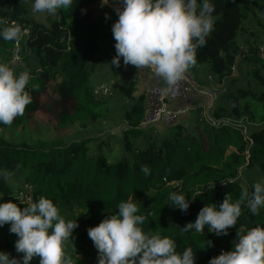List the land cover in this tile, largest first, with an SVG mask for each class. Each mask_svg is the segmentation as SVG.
<instances>
[{
    "label": "trees",
    "instance_id": "16d2710c",
    "mask_svg": "<svg viewBox=\"0 0 264 264\" xmlns=\"http://www.w3.org/2000/svg\"><path fill=\"white\" fill-rule=\"evenodd\" d=\"M100 1L74 0L73 8L60 10L48 23H41L26 16L27 10L19 0H0V15L22 30L28 29L19 38L27 62L11 66L8 48L14 41L0 39V63L17 75L29 73L26 91L32 97L24 114L15 117L11 125L0 124V132L30 123L40 110L53 118L48 121L57 130L74 123L84 128L102 116L105 102L94 94L89 81V65L108 37L107 17L97 11ZM212 2L213 31L205 45L196 49V63L188 72L204 83L199 76L201 65L207 64L208 74L223 83L224 91L211 112L219 120L217 124H211L197 108L190 112L192 120L185 122L184 118L163 127L167 134L161 140L148 141L147 136L145 147H134L130 139L142 129L139 122L144 113V93L133 94L121 87L120 93L127 100L122 113L123 146L130 157L109 162L104 155L89 156L83 141L66 145L60 139L14 141L0 133V170L29 184L34 201L41 196L48 198L66 221L76 219L78 227L69 239L74 253L82 256L81 264L98 262L87 229L116 214L117 205L129 197L137 203L138 214L146 217L142 229L173 239L177 252L191 247L195 264H208L220 254V247L231 250L238 239L237 230L264 227V207L253 215L242 204L237 224L227 235L217 236L207 227L203 233L182 231L205 204L218 205L226 194L235 202L243 189L251 193L258 176L264 181V60L258 54L264 42V0ZM29 57L33 59L28 61ZM119 67L115 66L114 75ZM235 69L245 73L247 86L236 85ZM55 71L59 73L56 83ZM142 166L149 168L148 176L141 172ZM8 178H0V194L7 196L3 201L11 200L22 208L20 199L12 196ZM227 179L233 183L221 182ZM213 183L210 190L208 185ZM173 192L189 198L186 212L170 204L168 197ZM197 192L202 194L196 196ZM9 227H0V251L19 257L22 254L14 246L17 236L9 232ZM30 264H39V258H33Z\"/></svg>",
    "mask_w": 264,
    "mask_h": 264
},
{
    "label": "clouds",
    "instance_id": "9594fccd",
    "mask_svg": "<svg viewBox=\"0 0 264 264\" xmlns=\"http://www.w3.org/2000/svg\"><path fill=\"white\" fill-rule=\"evenodd\" d=\"M25 3L28 0H24ZM117 20L112 25L115 56L111 64L132 65L137 70H149L162 81L167 94L196 63V49L206 43L213 31L215 6L212 0H120ZM107 4L108 0H101ZM74 0H31L34 13L54 15L60 10L73 8ZM25 33L20 25L10 23L0 15V39L18 40ZM30 79L27 71L18 75L6 64L0 63V124L11 125L14 118L22 116L32 102L26 91ZM145 176L147 166L141 167ZM9 173L0 170V178L7 180ZM223 184L233 183L231 179ZM211 190L214 183L208 185ZM202 192H197L200 196ZM16 197V196H15ZM18 200L19 198L16 197ZM195 198V197H193ZM170 204L187 211L190 200L184 194L170 193ZM23 207L0 194V227L8 224L9 232L17 236L15 251L11 256L0 251V264H30L39 258V264H72L65 255L64 243L78 227L75 219L65 220L52 200L41 196L33 201H20ZM244 204L253 215L264 207V181L253 184L251 193L243 189L237 201L225 195L222 202L205 204L196 219L182 227L187 233H203L205 227L217 236L227 235L237 224ZM146 217L138 214L132 197L117 205L116 214L102 219L87 229L88 237L97 249V264H195L194 250L186 247L176 251L173 239L159 234H148L140 225ZM238 239L229 251L212 257L208 264H264V227L256 226L246 232L237 230ZM211 246V241H207Z\"/></svg>",
    "mask_w": 264,
    "mask_h": 264
},
{
    "label": "rangeland",
    "instance_id": "374dc122",
    "mask_svg": "<svg viewBox=\"0 0 264 264\" xmlns=\"http://www.w3.org/2000/svg\"><path fill=\"white\" fill-rule=\"evenodd\" d=\"M25 6L27 10V17H33L35 20L48 23L50 18L53 15L48 14H40L34 13L31 7V0H28L27 3L24 0H19ZM114 2V0H112ZM99 7L103 6V8L108 13H112V9H108L105 4H102L101 1L97 4ZM112 30V22H110V18H107L106 31L108 33V37L105 41L100 43L99 51L94 58V60L90 63L89 68L91 70V75L89 77V81L94 89L98 88L99 85L105 84L106 91L102 93H96V96L99 99L104 100L105 104L102 109V116L97 118L95 121H92L86 127H80L78 123H74L68 125L64 129L57 130L52 127L51 121L48 119H53L50 116L46 115V113L40 110L36 113V118L32 120L30 123L20 126L16 129L4 130V136L7 139H12L14 141L27 140L32 141L36 139H40L43 141H50L55 139H60L63 145H66L73 141H83L87 146V154L89 156L96 155H104L109 162H116L122 156L130 157V152H127L123 146V138H122V130L125 125L122 119V113L124 104L126 103V98H124L121 93V87L129 88L133 94L144 93L142 88H140L141 84H138L136 70L125 69V65L123 64V60L121 58V66L117 70V74L114 75L115 65L111 64V60L114 57V45H110L108 43V39L110 37V31ZM264 40V37H263ZM25 54V53H24ZM23 55V54H22ZM27 56L23 55L24 63L27 62ZM33 59V57H29L28 61ZM114 67V69H113ZM242 69H245V66L242 65ZM209 73V66L207 64L201 65V75L200 79L206 81V75ZM237 78L236 85H244L247 86V82L245 81L246 77L244 76L243 71H239L235 69L233 73ZM193 77H195L193 75ZM54 83L59 80V73L54 72L53 74ZM117 84L116 86L114 85ZM214 88L217 89L218 93H220L219 89L224 88V86L214 81V84L211 83ZM211 84H208L209 88L205 86V89L196 88L195 93L192 94V98H196V100H203L202 93L207 95L206 93H210L209 89L211 88ZM205 85V84H204ZM201 87V84H199ZM203 86V85H202ZM224 91V90H223ZM222 91V92H223ZM200 92L198 95L197 93ZM144 95V94H143ZM209 95V94H208ZM218 101H216L215 105ZM196 104V102H194ZM196 111V110H195ZM193 114V111L191 112ZM192 115H188L186 118L188 120H192ZM167 134V130H165L162 126L156 127H146L140 129L138 135L136 137H132L130 141L133 143L134 147L143 148L147 144V140H161ZM148 137L147 140L144 137ZM206 142V141H205ZM19 176H9L8 182L13 187V195L17 197H25L32 193V188L28 184H24V180L18 179ZM21 178V177H20ZM257 182H262V178L260 176L256 179ZM30 186V187H29ZM3 199L7 198V196L3 195ZM223 250L221 247L219 248V252L221 253ZM64 252L67 257H69L72 261V264H81L82 256L74 253L71 247V241L68 239L64 243Z\"/></svg>",
    "mask_w": 264,
    "mask_h": 264
},
{
    "label": "built area",
    "instance_id": "2783aa9c",
    "mask_svg": "<svg viewBox=\"0 0 264 264\" xmlns=\"http://www.w3.org/2000/svg\"><path fill=\"white\" fill-rule=\"evenodd\" d=\"M13 23V22H12ZM28 29L24 28L23 33H27ZM9 63L11 66L18 67L23 64V55L19 39L14 41V44L8 48ZM259 56L264 60V42L260 44L258 50ZM211 82V77L207 78ZM201 84V87L199 86ZM203 85V86H202ZM203 83L198 82L188 71L184 74V77L177 82L173 88L165 94L163 92L164 84L152 85L144 89V103H143V116L139 122V126L143 129L146 127H171L174 124L181 122L186 118L191 111L201 108V115L205 117L211 124H217L219 120H216L211 112L215 106V102L218 96V91L211 84L210 93H202L203 100L197 104H183L181 106L173 105L174 100L185 101L189 96L195 93L196 88L205 89ZM209 88V86H206ZM106 91L105 84L99 85L94 89V94L102 93ZM198 95L200 92L197 93ZM209 94V95H208ZM29 185V184H28ZM30 187V186H29ZM21 201L26 202L31 199L34 201L32 194L25 197H18ZM224 250H221L223 252Z\"/></svg>",
    "mask_w": 264,
    "mask_h": 264
},
{
    "label": "crops",
    "instance_id": "0c3cea01",
    "mask_svg": "<svg viewBox=\"0 0 264 264\" xmlns=\"http://www.w3.org/2000/svg\"><path fill=\"white\" fill-rule=\"evenodd\" d=\"M106 7L108 9H112V13H108L106 12V10L103 8V6L99 7L98 8V12H100L102 15H105L107 18H110V22H112V25L113 23L117 20V14L115 12V9L117 7H123L122 3L120 2V0H114V2L112 0H108V3L105 4ZM37 21V20H36ZM39 22V21H38ZM42 23V22H41ZM108 43L110 45H115V40L113 38V34H112V30L110 31V37L108 39ZM113 51L115 53V47L113 48ZM115 55V54H114ZM127 66H131L133 68V70H136V75H137V81H139L138 84H141L140 88H142V90L144 91V89H146L147 87H150L152 85H158V84H163L162 81L158 80L157 78H155L153 76V74L151 73V71L149 70H137L134 66L132 65H127ZM202 76V75H201ZM208 76L211 77V82L214 84V81L217 82L218 84L221 83V82H218L215 77L211 76V75H206V81L205 79L202 81L204 82L203 84H205L206 86H208V84H210V81L207 79ZM203 77V76H202ZM223 85V83H221ZM115 85V83H114ZM220 86V84L218 85ZM224 90V88H220L219 91L220 93ZM218 96H219V93H218ZM218 96H217V99L216 101H218ZM194 102H196L197 105H201L202 103L199 104L200 100H196V98H192V95L189 96L185 101H181V100H174L173 102V105L175 106H181L183 104H195ZM216 103V102H215ZM218 103V102H217ZM200 108V107H199ZM199 112L201 114V108L199 109Z\"/></svg>",
    "mask_w": 264,
    "mask_h": 264
}]
</instances>
